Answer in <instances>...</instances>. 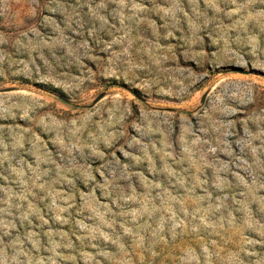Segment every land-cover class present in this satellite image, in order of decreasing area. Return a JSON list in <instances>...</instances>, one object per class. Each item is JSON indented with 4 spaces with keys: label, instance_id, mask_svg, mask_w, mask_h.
<instances>
[{
    "label": "rangeland",
    "instance_id": "obj_1",
    "mask_svg": "<svg viewBox=\"0 0 264 264\" xmlns=\"http://www.w3.org/2000/svg\"><path fill=\"white\" fill-rule=\"evenodd\" d=\"M0 264H264V0H0Z\"/></svg>",
    "mask_w": 264,
    "mask_h": 264
}]
</instances>
